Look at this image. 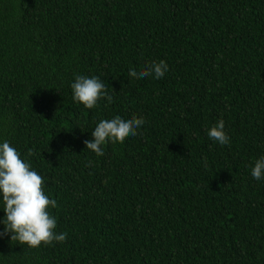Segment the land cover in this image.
<instances>
[{
	"label": "trees",
	"instance_id": "trees-1",
	"mask_svg": "<svg viewBox=\"0 0 264 264\" xmlns=\"http://www.w3.org/2000/svg\"><path fill=\"white\" fill-rule=\"evenodd\" d=\"M161 60L163 78L129 76ZM77 75L99 77L112 102H75ZM116 116L145 123L103 156L87 150ZM221 119L229 145L207 135ZM4 141L44 178L67 239L2 236L0 264H264V179L251 175L264 0H0Z\"/></svg>",
	"mask_w": 264,
	"mask_h": 264
},
{
	"label": "clouds",
	"instance_id": "clouds-1",
	"mask_svg": "<svg viewBox=\"0 0 264 264\" xmlns=\"http://www.w3.org/2000/svg\"><path fill=\"white\" fill-rule=\"evenodd\" d=\"M168 71V64L161 60L147 64L139 71L132 68L129 76L135 79H161ZM71 89L73 100L86 109L97 108L98 102L105 97L109 103L112 102V96L108 94L105 83L99 77L77 75ZM144 123L142 117L135 116L130 119L116 116L101 120L92 131L93 139L84 141V144L87 150L97 156H103L104 145L109 142L123 143L126 138L136 136ZM224 128L225 122L221 119L208 130L209 139L221 146L229 145L230 137ZM32 154L30 150L28 155ZM251 175L257 181L264 179V157L255 161ZM0 202L5 213V218L0 221L4 225L0 237L10 234L11 241L33 249L66 241L67 233L56 231L57 220L50 210L57 207V202L45 194L44 178L23 160L16 148L7 141L0 143Z\"/></svg>",
	"mask_w": 264,
	"mask_h": 264
}]
</instances>
